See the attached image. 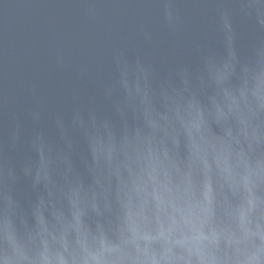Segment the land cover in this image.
Masks as SVG:
<instances>
[{
	"label": "water",
	"instance_id": "1",
	"mask_svg": "<svg viewBox=\"0 0 264 264\" xmlns=\"http://www.w3.org/2000/svg\"><path fill=\"white\" fill-rule=\"evenodd\" d=\"M0 264H264V0H0Z\"/></svg>",
	"mask_w": 264,
	"mask_h": 264
}]
</instances>
